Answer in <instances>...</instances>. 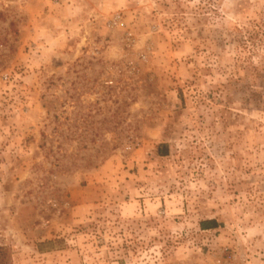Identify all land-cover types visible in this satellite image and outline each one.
<instances>
[{
    "label": "rangeland",
    "instance_id": "374dc122",
    "mask_svg": "<svg viewBox=\"0 0 264 264\" xmlns=\"http://www.w3.org/2000/svg\"><path fill=\"white\" fill-rule=\"evenodd\" d=\"M0 246L264 264V0H0Z\"/></svg>",
    "mask_w": 264,
    "mask_h": 264
},
{
    "label": "trees",
    "instance_id": "16d2710c",
    "mask_svg": "<svg viewBox=\"0 0 264 264\" xmlns=\"http://www.w3.org/2000/svg\"><path fill=\"white\" fill-rule=\"evenodd\" d=\"M158 147L159 155L167 154L166 144H160ZM163 147H165V150H163ZM219 225L220 223H218L214 218L199 221V227L202 230L213 229L218 227ZM0 264H7L6 248L3 246H0Z\"/></svg>",
    "mask_w": 264,
    "mask_h": 264
}]
</instances>
